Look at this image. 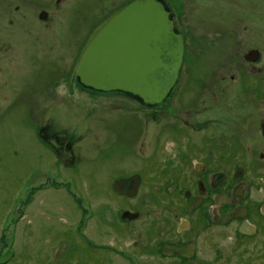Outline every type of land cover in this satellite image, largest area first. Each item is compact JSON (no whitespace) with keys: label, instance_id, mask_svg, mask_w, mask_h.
<instances>
[{"label":"rangeland","instance_id":"obj_1","mask_svg":"<svg viewBox=\"0 0 264 264\" xmlns=\"http://www.w3.org/2000/svg\"><path fill=\"white\" fill-rule=\"evenodd\" d=\"M132 1L0 0V264H43L57 246L74 263L82 255L106 261L114 247L118 263L115 253L131 240L108 238L107 192L117 165L125 172L142 167L141 158L152 151L163 164L171 159L165 132L174 121L186 123L177 108L192 76L202 77L196 92H205L207 105L218 93L201 116L210 125L220 124L222 114L228 125V109H237V71L256 67L264 89V0H162L185 39L170 104L167 98L154 107L125 93L82 88L75 73L79 56ZM41 11L47 17L39 18ZM250 49L260 52L254 65L245 58ZM255 109L258 120L264 97ZM146 182L138 197L145 201L144 220L149 211L166 216V199L157 204L147 192L153 181ZM119 204L112 203L115 221Z\"/></svg>","mask_w":264,"mask_h":264},{"label":"flooded vegetation","instance_id":"obj_2","mask_svg":"<svg viewBox=\"0 0 264 264\" xmlns=\"http://www.w3.org/2000/svg\"><path fill=\"white\" fill-rule=\"evenodd\" d=\"M38 16L44 18L47 13L41 11ZM250 50L257 52L254 60H248L254 65L260 59V52ZM79 60L80 56L77 65ZM256 70V67L242 73L236 70L235 80L242 92L236 98L237 109H228L231 113L228 125L224 123L223 114V120L217 125H210L201 117L216 105L218 93L208 96L211 100L207 105L205 92H196L202 77L192 76L191 82L186 84L188 95L184 93L179 97L177 108L187 114L186 123L179 125L174 121L165 132L169 133V142L173 144L171 159L163 164L161 161L166 159L156 158V152L152 151L141 158L142 167L125 172L124 165H117L114 174L118 175L111 178L107 192L108 238L115 235L120 241L131 240L123 243L125 247L120 248L121 252L115 253L121 258L118 263L160 264L161 260L168 259L166 264H264V116L256 120L255 109L257 99L264 97V89L257 81ZM224 81L220 83L223 88ZM78 85L81 84L78 82ZM171 92L153 106L162 105L167 98L170 104ZM125 94L143 102L132 94ZM116 179H130V183L137 180L138 185L135 190L127 186L126 192L117 191L113 188ZM147 179L153 181L147 191L150 197L157 204L166 199L161 208V214L166 213V216H154L149 211V221L144 220L142 213L145 201L138 199ZM113 201L120 203L116 221L112 214ZM172 248L180 251H171ZM61 250L62 246H57L52 256L47 252L43 264H58L62 260L69 264L116 262L111 253L114 247H108L106 261L88 255L84 259L82 255L76 263L72 256L64 258Z\"/></svg>","mask_w":264,"mask_h":264},{"label":"water","instance_id":"obj_3","mask_svg":"<svg viewBox=\"0 0 264 264\" xmlns=\"http://www.w3.org/2000/svg\"><path fill=\"white\" fill-rule=\"evenodd\" d=\"M183 51V38L162 0H133L92 38L76 76L85 88L129 93L147 104H158L178 78ZM256 53L250 50L245 58L254 60ZM137 185V180L130 183V179L113 182V188L121 192L127 186L135 190Z\"/></svg>","mask_w":264,"mask_h":264},{"label":"bare ground","instance_id":"obj_4","mask_svg":"<svg viewBox=\"0 0 264 264\" xmlns=\"http://www.w3.org/2000/svg\"><path fill=\"white\" fill-rule=\"evenodd\" d=\"M113 92H117V91H113Z\"/></svg>","mask_w":264,"mask_h":264}]
</instances>
